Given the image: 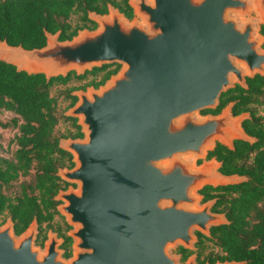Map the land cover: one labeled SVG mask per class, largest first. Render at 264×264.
<instances>
[{
  "label": "water",
  "instance_id": "95a60500",
  "mask_svg": "<svg viewBox=\"0 0 264 264\" xmlns=\"http://www.w3.org/2000/svg\"><path fill=\"white\" fill-rule=\"evenodd\" d=\"M128 20L115 6L91 12L96 29L71 39L46 31V44L26 48L0 41V60L29 73L78 75L119 63L98 88L73 92L65 114L77 118L83 136L59 146L74 165L60 168L69 183L55 196L69 225L73 252L50 229L37 244V218L21 233L8 217L0 225V264H200L172 249L195 250L197 232L228 223L214 212L216 198L200 193L241 182L208 158L216 144L253 141L243 127L249 112L235 115L234 102L217 113L224 92L246 78L264 76V0H129ZM203 113V114H202ZM203 159L201 163L199 161ZM217 261L205 264H243Z\"/></svg>",
  "mask_w": 264,
  "mask_h": 264
},
{
  "label": "trees",
  "instance_id": "16d2710c",
  "mask_svg": "<svg viewBox=\"0 0 264 264\" xmlns=\"http://www.w3.org/2000/svg\"><path fill=\"white\" fill-rule=\"evenodd\" d=\"M112 4L127 17L133 16L129 0H0V41L26 48H40L46 44L45 32H60V39H71L79 30L96 26L89 14L108 13ZM264 35V24L261 25ZM103 65L102 68H105ZM93 68L88 73H95ZM118 70L110 71L108 75ZM75 71L66 76L47 79L43 73H29L0 60V128L14 129L9 142L14 145L11 156L0 152V214H8L14 221L16 232H23L37 218L42 241V226L52 227L58 213V192L69 186L57 174L63 167H72V155L59 146L56 129L64 118L73 121L76 131L64 137L83 136L76 118L59 112L58 98L52 94L57 84H66ZM247 86L236 84L224 92L215 109L203 113H219L230 102L235 115L249 112L243 121L245 131L253 141L235 139L234 147L217 143L208 158L222 162L224 174H238L245 180L228 185H206L200 191L204 201L216 198L214 212L225 213L229 222L211 227V235L197 232L198 261L200 264L217 261H244L243 264H264V76L256 74L246 78ZM97 85V84H96ZM76 102V96L67 92ZM29 177V179H23ZM70 237L62 247L68 248ZM208 243L217 248L206 251ZM183 258L189 251L180 248ZM66 256L70 255L66 251Z\"/></svg>",
  "mask_w": 264,
  "mask_h": 264
},
{
  "label": "rangeland",
  "instance_id": "374dc122",
  "mask_svg": "<svg viewBox=\"0 0 264 264\" xmlns=\"http://www.w3.org/2000/svg\"><path fill=\"white\" fill-rule=\"evenodd\" d=\"M112 5V4H109ZM118 9V8H117ZM120 11V10H119ZM121 12V11H120ZM123 13V12H121ZM124 14V13H123ZM124 16L128 19V20H132V18H134V14L132 17H127L125 14ZM252 17L259 19V23L258 26L261 27V25L263 24V22L260 20L259 16L256 13H252ZM98 27V24L96 23V26H92V27H85L86 29H96ZM106 67L102 68L103 66L100 67H94V68H100L97 72L95 73H88L85 74L84 78H78L75 77L74 75L71 77V79L66 83V84H57L54 85L52 88V94L55 95L58 98V108H59V112L61 114H64L65 116H67L65 114V112L71 108L74 103L72 98L67 97V92H70L73 96V92L76 90H87L88 87L94 86L96 88H98L99 86H101L102 84L105 83L106 80L110 79V77L113 75V73H111L110 75H108V78L102 82L103 78L106 77V75L110 72V71H114V70H120L121 68V64L119 63H111V64H105ZM93 69L87 70V71H92ZM76 73V71H75ZM81 74V75H83ZM76 75H78L76 73ZM97 84V85H96ZM259 113L260 114H264V105L259 106ZM203 114V113H202ZM76 122H77V118H76ZM78 125V123H77ZM81 130V127H80ZM73 131H76V128H74L73 126V121L71 120H65L64 118L61 120V122L59 123L57 129H56V133L58 136L60 137H64L63 135H67L68 133ZM15 134V130L14 129H5V128H0V152L3 155L6 156H11L12 150L14 148V145L11 144V146H9V142L12 139L13 135ZM203 161V159H201L199 161V163H201ZM23 179H29V177H23L21 178V180ZM68 188V187H67ZM58 213L55 215L54 220L52 222V227L47 226V224H43L42 229L43 230L42 236L43 239L42 241L38 240L37 238V244L43 245L44 240L47 237V233L50 229H52L53 231H56L58 234H60L61 237L65 238L66 236H68V231L71 228V225L68 224L66 217L59 212V210L57 209ZM8 214L4 213V214H0V225H2L3 223H5V221L8 218ZM39 233H40V229H39ZM39 236V234H38ZM70 243L68 248H64L62 247V249H64L65 253L66 251L70 252V255L73 252V240L72 238H70ZM64 242V241H63ZM182 246L178 245L175 248L172 249L173 253H179L182 255V253L180 252V248ZM184 248V247H182ZM214 249L215 251L217 250L216 247L213 246L212 243H208V248L206 249V251H210L211 249ZM189 251V256L192 253H196L198 254V250L197 248L195 250H188ZM183 260V259H182Z\"/></svg>",
  "mask_w": 264,
  "mask_h": 264
},
{
  "label": "flooded vegetation",
  "instance_id": "af4514ba",
  "mask_svg": "<svg viewBox=\"0 0 264 264\" xmlns=\"http://www.w3.org/2000/svg\"><path fill=\"white\" fill-rule=\"evenodd\" d=\"M249 117H250V116H249ZM249 117H248V118H249ZM67 187H68V186H67ZM64 189H66V188H64ZM58 235L60 236V234H58ZM188 257H189V256H188ZM188 257H187V258H188ZM187 258H186V259H187ZM182 259H183V261L186 260L185 258H183V254H182ZM197 261H198V254H197ZM198 262H199V261H198Z\"/></svg>",
  "mask_w": 264,
  "mask_h": 264
}]
</instances>
